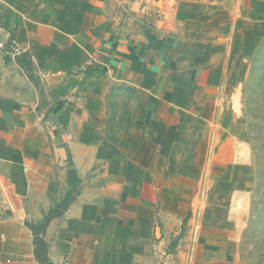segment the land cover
Segmentation results:
<instances>
[{
    "label": "crops",
    "instance_id": "obj_1",
    "mask_svg": "<svg viewBox=\"0 0 264 264\" xmlns=\"http://www.w3.org/2000/svg\"><path fill=\"white\" fill-rule=\"evenodd\" d=\"M233 9L0 0V264H42L69 192L45 264H223L244 149L220 129L264 36Z\"/></svg>",
    "mask_w": 264,
    "mask_h": 264
},
{
    "label": "rangeland",
    "instance_id": "obj_2",
    "mask_svg": "<svg viewBox=\"0 0 264 264\" xmlns=\"http://www.w3.org/2000/svg\"><path fill=\"white\" fill-rule=\"evenodd\" d=\"M227 1L234 6L237 22L241 21L252 33L264 35V0ZM242 59L233 102L229 103L228 129H220L219 139L227 141L222 149L223 158L237 157L233 150L236 147L244 149V162H235L232 171L237 180L233 186L236 198L229 209L245 214L228 227L233 243L229 248L222 247L227 248L229 257L221 261L264 264V36L251 45ZM203 261L200 264H206Z\"/></svg>",
    "mask_w": 264,
    "mask_h": 264
},
{
    "label": "trees",
    "instance_id": "obj_3",
    "mask_svg": "<svg viewBox=\"0 0 264 264\" xmlns=\"http://www.w3.org/2000/svg\"><path fill=\"white\" fill-rule=\"evenodd\" d=\"M73 173H74L73 170H70L68 172L70 177L73 176ZM69 183L71 184V179L69 180ZM70 201H71V194L69 192L64 199H62L60 202H58L56 204L55 208L50 210L48 213L44 214L43 219L39 223V228L41 230L39 231V229H35L34 228L35 240L41 246V248H40L41 249V253L40 254H36V256L39 259V261H41L42 264H45V262H47V257H46V254H45L46 244L43 241L40 233H41V231L44 233L45 226H46V224L48 223V221L51 218L57 217V216H61L64 213V211L67 208V206H68Z\"/></svg>",
    "mask_w": 264,
    "mask_h": 264
}]
</instances>
